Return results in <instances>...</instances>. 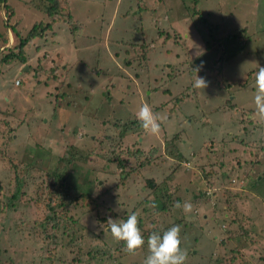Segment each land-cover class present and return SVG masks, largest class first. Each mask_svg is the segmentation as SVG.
<instances>
[{
	"label": "rangeland",
	"instance_id": "1",
	"mask_svg": "<svg viewBox=\"0 0 264 264\" xmlns=\"http://www.w3.org/2000/svg\"><path fill=\"white\" fill-rule=\"evenodd\" d=\"M5 4L20 36L34 22L51 27L25 47V63L3 62L11 48L0 42V264H144L146 243L129 254L106 231L109 218L133 213L145 241L179 225L185 264H264V201L246 186L264 178L254 104L264 0H69L73 32L27 0ZM196 75L208 82L203 90L193 88ZM145 103L159 117L158 135L136 119ZM66 148L82 151L75 171L91 172L74 185L95 204H69L51 229L40 166L54 168ZM148 178L164 193L153 194ZM200 191L209 198L193 197ZM176 198L191 212L174 208Z\"/></svg>",
	"mask_w": 264,
	"mask_h": 264
},
{
	"label": "trees",
	"instance_id": "2",
	"mask_svg": "<svg viewBox=\"0 0 264 264\" xmlns=\"http://www.w3.org/2000/svg\"><path fill=\"white\" fill-rule=\"evenodd\" d=\"M0 2H3V5H2L3 12L2 13H3L4 21H5L4 23L5 37L1 39V35H0L1 45L2 44L5 45L7 43V33L8 32H11V36L13 35L12 42L8 47V48H11V51H8L9 53H7L6 55L2 57V61L10 62L11 60L16 59L17 61H19V63H25L26 51H27V50L25 51V47H28L29 49L30 45H32L38 39V36L43 35L44 32L48 30L49 27L51 26L49 25V23L43 24L41 22H34L31 24V27L27 30L25 35L20 36L21 34L18 32L19 29L17 28L19 25L15 24L14 22H12V24L8 23V20L10 18L12 19L15 17L14 9L12 8L11 5H6L5 0L4 1L0 0ZM27 4H28L27 6H29L33 10L44 13V15L49 19V22L51 21L52 23H55L57 22L56 20L61 21L62 23L67 24L69 30L72 32L77 28V25L71 21L69 0H27ZM202 23L205 24L206 31H208L207 28L210 29L209 32L212 29H216V26H212V25H209V27H207L208 24H206L205 21ZM151 42H149L148 45H142V49H141L142 53H144L145 50L147 51L150 48L149 46ZM35 48L37 49L38 47H35ZM217 63L219 65H217ZM220 63L221 61L219 57L217 62L213 63V67L215 68L219 67ZM182 70L183 69L180 68L179 66L178 71H180L181 73ZM137 129H141V128H137ZM66 149H67L66 150L67 154L65 152L61 157H57V165L54 168L46 170L44 169V166H40V169L43 170L44 172V177L41 180L40 186H38V194L39 196L43 195L44 206L46 207L48 211V213L44 217V223L45 224L48 223L51 229H53L54 227L58 225L57 224V222L59 221L58 215L62 214L64 216L69 204H72L73 206L79 205L83 207L84 206L91 207L92 206L91 204H95L94 197H92L90 193H88L87 191H77L76 192V187L74 185L75 182L78 184V181L76 179L79 173L82 174L83 172L85 173L91 172V169H89L90 167L84 168L81 172L79 170L78 172L75 171V168L77 167L75 166L77 162V157L82 151H79L78 152L79 154H78L73 151H70V148H66ZM85 149L86 148H84L83 150ZM87 152H89L90 154H93L91 151H87ZM107 161H109L108 156H107ZM110 162L105 161V164H103V168H106V166ZM114 164L118 167V169H120V174L123 176L124 172L122 171L123 170L122 168H124V164H125L124 161L121 159L120 160L117 159V161ZM28 165L27 167L30 166ZM115 165L113 168H115ZM203 175H204L203 177L208 176L207 174H203ZM261 177H255L254 180L248 179L250 182L248 181L249 183H247L246 186L249 191H252L254 195L258 196L264 201V189H263L264 183H262L264 181V178H261ZM144 181L147 183L148 186L151 187L150 190L153 194H156V195L159 194L156 192V190H159L160 193L162 192L164 193V191L161 192L159 185L157 188H155L156 184H154L152 179L148 178V179H145ZM15 184L17 187H19L20 181L16 180ZM240 186L242 185L240 184ZM192 195L193 197L199 198L200 201H203L204 199L209 198V196L206 194V191H203V192L200 191L199 193L192 194ZM10 197L14 198L15 193L11 194ZM159 198H160L159 210H166L168 207L167 201L169 200V196L162 194V195H159ZM179 201L180 203H182L183 200L179 198L175 199V203ZM101 220L103 219L101 218L100 221ZM140 223H141L140 219L138 218V225ZM106 225L108 226L107 223ZM167 228H168V225H165L162 230H167Z\"/></svg>",
	"mask_w": 264,
	"mask_h": 264
},
{
	"label": "clouds",
	"instance_id": "3",
	"mask_svg": "<svg viewBox=\"0 0 264 264\" xmlns=\"http://www.w3.org/2000/svg\"><path fill=\"white\" fill-rule=\"evenodd\" d=\"M201 66L193 69L195 74L201 70ZM208 86V82L199 76H195L193 83L194 89H204ZM256 94L254 96V104L256 108V117L264 122V67H259L255 75ZM136 119L140 123L141 128L151 134L158 135L160 132L159 117L153 112L152 108L147 104H142L136 113ZM176 209H182L185 213L192 210L189 202H176L173 205ZM111 236L118 242H123L125 251L129 254H135L141 249L145 243L148 248V255L144 260V264H185L187 253L181 245V228L179 225H173L166 231H153L145 241L144 236L138 227V217L135 213L129 215L126 220L107 221Z\"/></svg>",
	"mask_w": 264,
	"mask_h": 264
},
{
	"label": "crops",
	"instance_id": "4",
	"mask_svg": "<svg viewBox=\"0 0 264 264\" xmlns=\"http://www.w3.org/2000/svg\"><path fill=\"white\" fill-rule=\"evenodd\" d=\"M10 36H11V35H9V34L7 33V43H6V44H7L8 46L10 45ZM159 39H160V38H159Z\"/></svg>",
	"mask_w": 264,
	"mask_h": 264
},
{
	"label": "built area",
	"instance_id": "5",
	"mask_svg": "<svg viewBox=\"0 0 264 264\" xmlns=\"http://www.w3.org/2000/svg\"><path fill=\"white\" fill-rule=\"evenodd\" d=\"M15 84H17V81H15Z\"/></svg>",
	"mask_w": 264,
	"mask_h": 264
}]
</instances>
